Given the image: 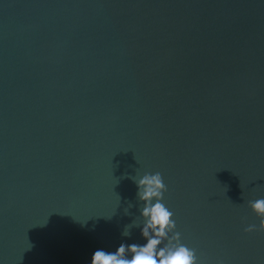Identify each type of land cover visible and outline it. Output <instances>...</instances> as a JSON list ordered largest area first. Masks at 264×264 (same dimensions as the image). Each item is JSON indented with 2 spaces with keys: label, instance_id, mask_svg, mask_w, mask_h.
Listing matches in <instances>:
<instances>
[{
  "label": "water",
  "instance_id": "95a60500",
  "mask_svg": "<svg viewBox=\"0 0 264 264\" xmlns=\"http://www.w3.org/2000/svg\"><path fill=\"white\" fill-rule=\"evenodd\" d=\"M154 172L199 264H264V0H0V264L143 243Z\"/></svg>",
  "mask_w": 264,
  "mask_h": 264
},
{
  "label": "clouds",
  "instance_id": "9594fccd",
  "mask_svg": "<svg viewBox=\"0 0 264 264\" xmlns=\"http://www.w3.org/2000/svg\"><path fill=\"white\" fill-rule=\"evenodd\" d=\"M130 179L136 185L139 215L125 225L121 235L128 237L132 228H139L143 243H121L115 251L95 250L90 264H199L196 250L182 242L173 212L164 202L167 187L161 174L144 173ZM248 206L259 224L258 228L246 226L244 232L264 231V198L250 200Z\"/></svg>",
  "mask_w": 264,
  "mask_h": 264
}]
</instances>
